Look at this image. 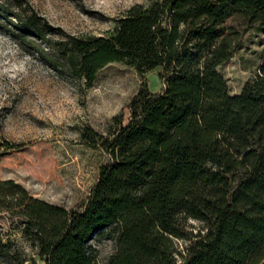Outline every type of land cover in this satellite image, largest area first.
I'll list each match as a JSON object with an SVG mask.
<instances>
[{
	"label": "trees",
	"instance_id": "1",
	"mask_svg": "<svg viewBox=\"0 0 264 264\" xmlns=\"http://www.w3.org/2000/svg\"><path fill=\"white\" fill-rule=\"evenodd\" d=\"M24 26L42 28L36 14ZM249 31L264 34V0H150L118 17L112 35L60 43L88 85L121 62L140 73L162 67L165 88L144 85L129 121L108 135L82 134L109 160L81 208L0 177V212L17 218L46 264H99L91 241L108 228L116 252L105 264H264V54L239 93L220 71ZM189 219L203 226L195 232ZM0 257L25 261L1 235Z\"/></svg>",
	"mask_w": 264,
	"mask_h": 264
},
{
	"label": "rangeland",
	"instance_id": "2",
	"mask_svg": "<svg viewBox=\"0 0 264 264\" xmlns=\"http://www.w3.org/2000/svg\"><path fill=\"white\" fill-rule=\"evenodd\" d=\"M136 4L148 6L150 0H0L2 179H13L34 196L69 210L87 202L109 155L86 144L82 134L92 128L106 136L119 122L126 124L131 100L144 85L153 93L164 90L163 68L140 73L112 62L88 85L69 71L59 47L70 35H112L116 19ZM33 14L42 28L24 26ZM263 54L264 34H244L240 49L220 66L231 94L258 73ZM187 226L196 232L203 224L189 219ZM0 235L25 259L0 257V264H46L9 212H0ZM116 235L108 228L91 241L99 264L115 254ZM176 242L181 248L188 243Z\"/></svg>",
	"mask_w": 264,
	"mask_h": 264
}]
</instances>
